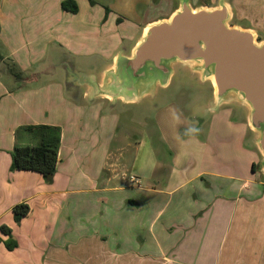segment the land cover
<instances>
[{
	"label": "crops",
	"instance_id": "0c3cea01",
	"mask_svg": "<svg viewBox=\"0 0 264 264\" xmlns=\"http://www.w3.org/2000/svg\"><path fill=\"white\" fill-rule=\"evenodd\" d=\"M0 1V264H264L262 156L243 106L215 111L216 137L201 131L214 113L204 116L214 95L206 82L193 80L206 88V105L189 116L168 101L173 78L136 103L90 99L82 84L120 51L130 55L177 0H144L160 14L131 26L116 7L131 0H75L77 13L63 0ZM130 104L144 125V113H155L151 144L130 131L119 137L120 110ZM37 126L60 129L51 183L11 169L16 146L52 141L53 131ZM19 203L30 210L17 222Z\"/></svg>",
	"mask_w": 264,
	"mask_h": 264
},
{
	"label": "water",
	"instance_id": "95a60500",
	"mask_svg": "<svg viewBox=\"0 0 264 264\" xmlns=\"http://www.w3.org/2000/svg\"><path fill=\"white\" fill-rule=\"evenodd\" d=\"M177 1L168 18L145 27L130 55L120 51L100 78L82 75L88 98L103 96L124 103L155 98L178 74L175 65L180 64L192 72H187L190 79L210 82L214 89L204 116L228 103L247 110L264 173V40L253 29L232 23L227 0L198 8L190 0ZM195 73L199 78L193 77Z\"/></svg>",
	"mask_w": 264,
	"mask_h": 264
},
{
	"label": "rangeland",
	"instance_id": "374dc122",
	"mask_svg": "<svg viewBox=\"0 0 264 264\" xmlns=\"http://www.w3.org/2000/svg\"><path fill=\"white\" fill-rule=\"evenodd\" d=\"M1 2V1H0ZM230 7L233 9V17H232V23L239 24L242 27H248L250 29H253L257 33V38L260 36L261 40H264V0H227ZM176 7H178V2H176ZM191 5L194 8L198 7H215L218 6L220 3V0H190ZM117 8H121V10L124 8V16L123 19L130 20V26L133 25L131 22H134L136 24L140 20H144L146 18H150L153 16V14H160V11L153 10L154 8L148 9L145 5L144 0H131L129 6H122L119 7L116 5ZM141 10V12L139 11ZM116 23V22H115ZM123 30L126 31V28L128 26V23L125 21V24L122 25ZM106 32V29H103ZM132 30H140L139 27H131ZM84 32L87 30H83ZM88 38L84 39L85 41ZM130 39V38H128ZM128 39H124L125 43ZM258 40V39H257ZM110 41V40H109ZM117 42L118 39H115ZM133 41V37L131 36V42ZM110 43H107L106 47L103 50H106ZM108 54V53H106ZM175 68H177L176 71H179L178 74L175 75L173 78V82L171 86L169 87V90L166 91V96L169 97L168 101L172 103L175 106L182 107L187 112V115L189 116L192 114V111H194L197 108H202V106L206 105V99L203 98V84H200L198 82H194L193 79H190L191 75L190 70L186 67L185 70L181 69V65L177 64L175 65ZM180 68V69H179ZM190 73H187V72ZM198 77V74L195 73L193 77ZM192 80V81H191ZM196 80V79H194ZM181 82V85L179 86L177 83ZM205 84H208L210 87V90L212 89V85H210V82H206ZM204 89H206L204 87ZM199 97V98H197ZM195 101V102H194ZM146 103V102H145ZM169 104V103H168ZM131 106H126V109L120 110L122 112V118H121V124H120V130H119V137L124 138L128 131L133 132L134 135H136L137 139L140 138V136L148 141V138L150 139L148 144H151V138L155 139V133H156V119H155V113L153 111H148V113H144L143 115V121L147 124L144 125V123L132 120L131 116L133 115V112L138 110V106L134 104H130ZM122 108V106H120ZM128 107V108H127ZM130 107V108H129ZM233 107H238L235 104H229L226 108L231 109L233 111L236 110V108L233 109ZM120 108V109H121ZM129 109V110H128ZM225 110V109H224ZM217 112L211 113L209 117L205 118L204 125L201 126V131H208L211 128L212 135H215L216 137L218 134L223 130L217 127L212 126L214 122V118ZM226 113V110H225ZM238 113V112H237ZM234 119H237V117H234ZM225 121V119H224ZM220 126V125H219ZM147 127V128H146ZM198 129L197 126L192 127L191 130ZM203 129V130H202ZM147 130V131H144ZM187 133V130H184ZM200 131V128H199ZM190 132V131H188ZM140 135V136H139ZM152 135V137H151ZM133 142V141H131ZM147 144V145H148ZM244 144L250 145L249 138H246L244 140ZM146 153V152H145ZM130 165L132 163H129ZM131 166L127 167V175L131 174ZM135 177V176H132ZM136 178V177H135ZM133 180V179H132ZM135 183V182H134Z\"/></svg>",
	"mask_w": 264,
	"mask_h": 264
},
{
	"label": "trees",
	"instance_id": "16d2710c",
	"mask_svg": "<svg viewBox=\"0 0 264 264\" xmlns=\"http://www.w3.org/2000/svg\"><path fill=\"white\" fill-rule=\"evenodd\" d=\"M62 7L64 10L72 13H77L79 7L75 0H63ZM248 28V27H245ZM261 40V37H258ZM35 128H45L46 130L53 131L52 141L44 142L35 146H16L12 151V170H32L41 173L48 183H51L56 171L58 162V150L60 141V129L51 126H37ZM255 166V165H254ZM255 168V167H253ZM30 207L26 203H19L14 206L13 213L15 220L20 222L21 219L29 213ZM2 230L11 233L10 229L5 226ZM7 246L14 249L18 243L10 239L7 241Z\"/></svg>",
	"mask_w": 264,
	"mask_h": 264
},
{
	"label": "built area",
	"instance_id": "2783aa9c",
	"mask_svg": "<svg viewBox=\"0 0 264 264\" xmlns=\"http://www.w3.org/2000/svg\"><path fill=\"white\" fill-rule=\"evenodd\" d=\"M132 179H133L132 181L135 182V183H139V182H140V181H139L137 178H135V177H132Z\"/></svg>",
	"mask_w": 264,
	"mask_h": 264
}]
</instances>
